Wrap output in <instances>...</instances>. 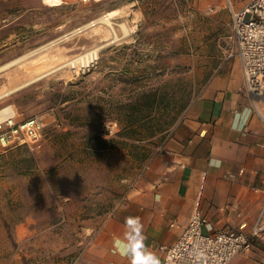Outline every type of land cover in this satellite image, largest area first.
Here are the masks:
<instances>
[{"label": "rangeland", "instance_id": "obj_1", "mask_svg": "<svg viewBox=\"0 0 264 264\" xmlns=\"http://www.w3.org/2000/svg\"><path fill=\"white\" fill-rule=\"evenodd\" d=\"M246 1H236L234 8ZM111 9L118 10L113 17L117 25L112 26L118 37L125 35L121 23L133 31L117 43L104 46L110 32L99 24L98 29L4 66ZM218 13L230 18L224 0H0V92L62 66L89 47L103 46L98 61L84 72L71 73L65 65L12 91L16 119L43 116L45 142L0 152V264H21L23 258L69 264L92 234L88 227H96L137 183L150 178L145 165L160 135L141 143L117 137L116 118L121 117L116 103L126 101L127 91L137 86L156 88L160 97L172 91L178 117L180 106L193 95L192 40L203 37L205 29L213 35ZM106 104L109 117L93 115ZM110 123L116 125L112 135ZM66 130V138L56 137ZM95 135L114 136V141L107 149H84L101 147ZM67 153L73 157L67 159ZM25 229L30 231L26 240ZM23 250L40 254L23 257ZM238 255L245 258L244 264H264V243L256 242Z\"/></svg>", "mask_w": 264, "mask_h": 264}, {"label": "crops", "instance_id": "obj_2", "mask_svg": "<svg viewBox=\"0 0 264 264\" xmlns=\"http://www.w3.org/2000/svg\"><path fill=\"white\" fill-rule=\"evenodd\" d=\"M214 17L218 24L213 35L208 36L205 29L203 37L192 40L196 48L193 95L146 161L150 178L137 183L96 227H88L92 234L76 264H128L112 247L113 239L124 232L127 216L141 218L147 246L163 264L157 246L170 245L180 235L200 185L199 208L212 231L240 222H246L249 231L256 221L264 220V122L251 112V101L242 90L239 61L229 56L235 48L230 18L223 13ZM29 80L20 86L30 84ZM14 92L0 98V109L11 106L16 111L11 98ZM256 107L264 111L261 104ZM43 142L42 136L38 146ZM19 146L25 147H0V152ZM17 231L18 238L21 223ZM24 233L26 240L30 231ZM36 253L40 251L23 250L21 254L36 258ZM244 262L237 254L229 264ZM21 264L51 263L23 258Z\"/></svg>", "mask_w": 264, "mask_h": 264}, {"label": "built area", "instance_id": "obj_3", "mask_svg": "<svg viewBox=\"0 0 264 264\" xmlns=\"http://www.w3.org/2000/svg\"><path fill=\"white\" fill-rule=\"evenodd\" d=\"M86 1V0H81ZM240 0H224L230 14V26L235 48L229 56H236L242 73V90L251 101V112L264 122V111L256 107V103L264 106V0H247L240 8L235 9L234 3ZM212 11V9H209ZM108 20L109 23H106ZM103 24L110 32L104 46H111L128 37L133 31L122 34L114 40L111 35L112 26L117 25L107 13L80 24L59 36L54 46L62 41L72 39ZM114 33V32H113ZM103 46H93L84 52L89 53L90 62L86 67L76 64L68 65L71 73L78 74L89 69L99 59ZM93 54L94 60H91ZM11 107V106H10ZM12 108V107H11ZM13 110V108H12ZM14 111V110H13ZM43 116L34 115L20 120L12 115L0 119V147L25 145L35 148L40 143L45 121ZM109 134L112 135L115 123H110ZM246 130H244L245 132ZM242 169L239 170V173ZM203 185H200L188 223L180 235L170 245H158L162 252L163 264H229L237 254H246L256 242L264 243V220L256 221L247 231V223L240 222L212 231V228L199 208ZM170 226H174L173 223ZM78 257L69 264H76Z\"/></svg>", "mask_w": 264, "mask_h": 264}, {"label": "trees", "instance_id": "obj_4", "mask_svg": "<svg viewBox=\"0 0 264 264\" xmlns=\"http://www.w3.org/2000/svg\"><path fill=\"white\" fill-rule=\"evenodd\" d=\"M123 48H130V46H124ZM131 51L134 56L138 54L136 49H132ZM163 96L160 97L156 88L142 89L137 86L127 91V100L116 103V113L121 118H116L119 130L115 135L123 139L130 138L137 143L149 141L156 137V135H160V140H162L163 134L168 132L171 125L177 119V97L175 93L169 91ZM184 107L185 105L180 106L178 111L181 112ZM108 109V104L103 105L95 110L93 115L96 117H109L111 114ZM55 134L56 137H63L68 134V130L59 131ZM94 137L100 142L101 147L89 146V148L85 147L84 149H107L109 144L114 141V136L101 138L99 135H95ZM137 143H135L136 145L134 143L130 145L140 148ZM137 154L143 157L144 151ZM70 156L73 157V154L67 153L66 158L68 159Z\"/></svg>", "mask_w": 264, "mask_h": 264}, {"label": "clouds", "instance_id": "obj_5", "mask_svg": "<svg viewBox=\"0 0 264 264\" xmlns=\"http://www.w3.org/2000/svg\"><path fill=\"white\" fill-rule=\"evenodd\" d=\"M144 225L138 216L124 219L122 236L115 237L112 247L115 254L128 264H162L161 258L147 246Z\"/></svg>", "mask_w": 264, "mask_h": 264}, {"label": "bare ground", "instance_id": "obj_6", "mask_svg": "<svg viewBox=\"0 0 264 264\" xmlns=\"http://www.w3.org/2000/svg\"><path fill=\"white\" fill-rule=\"evenodd\" d=\"M107 15H108V18H113L115 15L117 16V14H118V10L117 9H111V10H108L107 12ZM109 21L110 20H108L106 23H108V24H112V23H109ZM119 27H120V30L122 31V32H124L125 34L129 31L126 27H124L123 26V24L121 23L120 25H119ZM99 28V25H97V26H94V27H92L90 30H95V29H98ZM89 30V31H90ZM109 31V30H108ZM111 31V35H112V38H114V40L118 37V35H117V33L115 32V30L112 28V30H110ZM114 32V33H113ZM57 39H59V37H57V38H55V39H52L51 41H49L48 43H46V44H43V45H41L40 47H38V48H36L35 50H33V51H31V52H29V53H27V54H24V55H22V56H20V57H17V58H15V59H13V60H11L10 62H8L6 65H4V66H9V65H12V64H14V63H17L19 60H21L23 57H25V56H27V55H29V54H31V53H35V52H39V51H41V50H43V49H46V48H49L52 44H54L55 42H56V40ZM103 45V44H102ZM91 60H94V56H93V54L91 55ZM90 62V57H89V53H85V52H82V53H79V54H75L74 56H72L68 61H66L65 63H63V64H61L62 66H57L56 68H53V69H51V70H49L48 72H45L44 74H42V75H40V76H37V77H35V78H32L31 80H29L28 82H32L33 80H36V79H38V78H40V77H42V76H44V75H46V74H48V73H50L51 71H53V70H56V69H58V68H62V67H64L65 65H71L72 67H75L76 66V64H78V65H80V66H82V67H86V63H89ZM27 82V83H28ZM23 84V83H22ZM19 87H21L20 85L17 87H13L12 89H9V90H7V91H4V92H2L1 94H0V98L2 97V96H5V95H7V94H9L10 92H12L14 89L16 90V88H19ZM14 90V91H15ZM14 112L9 108V107H3L2 109H0V119H2V118H4L5 116H9V115H12Z\"/></svg>", "mask_w": 264, "mask_h": 264}]
</instances>
